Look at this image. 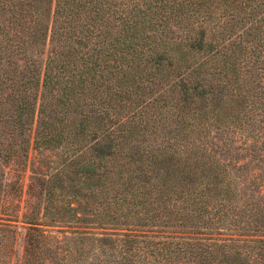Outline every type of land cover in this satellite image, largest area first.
Listing matches in <instances>:
<instances>
[{
	"label": "trees",
	"instance_id": "obj_1",
	"mask_svg": "<svg viewBox=\"0 0 264 264\" xmlns=\"http://www.w3.org/2000/svg\"><path fill=\"white\" fill-rule=\"evenodd\" d=\"M18 223L19 264H264V0H0V264Z\"/></svg>",
	"mask_w": 264,
	"mask_h": 264
},
{
	"label": "rangeland",
	"instance_id": "obj_2",
	"mask_svg": "<svg viewBox=\"0 0 264 264\" xmlns=\"http://www.w3.org/2000/svg\"><path fill=\"white\" fill-rule=\"evenodd\" d=\"M13 172L12 171H10L9 172V175H8V178H10V180L13 178ZM25 184L27 183V179L25 180V182H24ZM28 198H27V196L25 195V194H23L22 195V202H21V211L20 212H23V211H25V209H26V205H27V203H28ZM17 226H18V232H19V236H18V238H17V240H16V244H15V251H14V254H13V258H12V263L13 264H19V262H20V259H21V256H22V251H23V237H24V233H25V225H22V223H18L17 224Z\"/></svg>",
	"mask_w": 264,
	"mask_h": 264
}]
</instances>
